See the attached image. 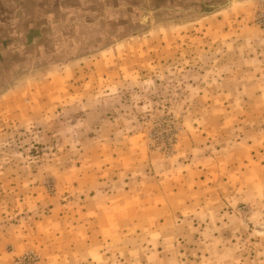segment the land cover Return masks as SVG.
<instances>
[{"label":"rangeland","instance_id":"obj_1","mask_svg":"<svg viewBox=\"0 0 264 264\" xmlns=\"http://www.w3.org/2000/svg\"><path fill=\"white\" fill-rule=\"evenodd\" d=\"M176 3L22 0L0 264H264V0Z\"/></svg>","mask_w":264,"mask_h":264},{"label":"crops","instance_id":"obj_2","mask_svg":"<svg viewBox=\"0 0 264 264\" xmlns=\"http://www.w3.org/2000/svg\"><path fill=\"white\" fill-rule=\"evenodd\" d=\"M171 1H175V0H171ZM179 1L181 3L180 4L176 3L177 6L178 5L183 6L184 4L191 3L193 1L194 3L203 4V0H179ZM21 7H22V0H0V25L5 26V28H1L0 26V35L3 36L5 32L12 31L11 27L7 28L6 26L9 25L11 21L14 19L13 15L16 13V11L17 10L21 11L20 9ZM169 7L173 11L175 5L170 4Z\"/></svg>","mask_w":264,"mask_h":264},{"label":"water","instance_id":"obj_3","mask_svg":"<svg viewBox=\"0 0 264 264\" xmlns=\"http://www.w3.org/2000/svg\"><path fill=\"white\" fill-rule=\"evenodd\" d=\"M227 1V4L231 3L232 0H226ZM147 18H144V20H146Z\"/></svg>","mask_w":264,"mask_h":264}]
</instances>
